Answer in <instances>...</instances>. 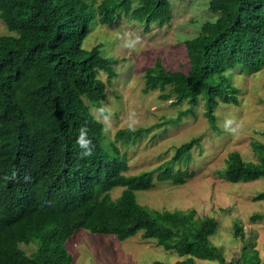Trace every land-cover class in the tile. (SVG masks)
Returning a JSON list of instances; mask_svg holds the SVG:
<instances>
[{"label":"trees","instance_id":"1","mask_svg":"<svg viewBox=\"0 0 264 264\" xmlns=\"http://www.w3.org/2000/svg\"><path fill=\"white\" fill-rule=\"evenodd\" d=\"M209 7L216 19L184 42L188 71L167 70L158 60L146 69L145 80L147 91L168 92L176 105L203 101L207 120L215 123L221 103L238 104L232 73L264 68V0H211ZM172 13L171 0H102L98 6L86 0H0V19L9 31L0 36V264H73L66 243L80 230L120 242L141 234L182 259L175 264H264L249 242L227 261L211 243L219 229L212 217L195 220L196 212L139 206L137 192L192 177L174 167L156 176L125 175L119 149L106 150L103 126L91 113L89 105L105 98L100 73L115 77L102 44L85 48L97 14L102 24L127 18L149 31L170 24ZM82 126L94 145L90 157H81L76 143ZM134 134L140 138L143 132ZM134 134L126 130L120 138ZM253 150L258 162L237 151L228 155L231 183L264 178V145L255 143ZM116 188L123 191L112 199ZM253 200L264 201V192ZM235 230L243 238L242 228ZM22 244L37 245L36 251L27 255Z\"/></svg>","mask_w":264,"mask_h":264},{"label":"rangeland","instance_id":"2","mask_svg":"<svg viewBox=\"0 0 264 264\" xmlns=\"http://www.w3.org/2000/svg\"><path fill=\"white\" fill-rule=\"evenodd\" d=\"M86 1L98 6L102 0ZM171 1L170 24L162 28L155 25L149 31L127 18L102 24L97 14V27L85 42V48L102 44L104 56L113 62L115 77L100 73L106 84L105 98L99 106L88 105L103 126L106 150L111 151L113 145L119 149L125 175L138 177L153 172L156 176L166 167H174L175 171L187 169V176L192 177L181 185L156 183L148 191L137 192L139 206L150 211H182L186 216L196 212L195 220L212 217L218 221L219 229L211 243L223 251L227 261L237 259L243 244L249 242L264 263V220H251L256 214L264 215V201L253 200L264 192V178L234 184L225 173L231 152H239L245 161L258 162L253 145H264V68L256 73L241 70L232 73L231 81L240 91L238 104L221 103L215 123L207 120L203 101L194 107L186 102L176 105L167 98L168 92L147 91L146 69L161 60L167 70L187 72L184 42L198 36L205 22L216 19L209 7L211 0ZM8 34L0 19V36ZM138 38L134 48L125 46ZM101 108L105 109L103 113L99 111ZM133 113L139 120L135 132L143 134L137 138L132 132L135 136L131 141L123 140L120 133L129 130L128 117ZM229 119L234 123L225 130ZM122 191L114 189L112 199H117ZM237 225L242 228L243 238L236 237ZM20 247L31 255L37 245ZM66 247L73 256V264H175L182 260L158 247L155 241L143 240L141 234L120 242L114 236L80 230ZM197 264L218 263L198 260Z\"/></svg>","mask_w":264,"mask_h":264},{"label":"clouds","instance_id":"3","mask_svg":"<svg viewBox=\"0 0 264 264\" xmlns=\"http://www.w3.org/2000/svg\"><path fill=\"white\" fill-rule=\"evenodd\" d=\"M124 35L128 36L130 35L129 33H125ZM139 42V38L137 41H129L126 42V47L132 49L135 47V44ZM101 113L105 111V109L101 108L99 110ZM107 119V117H105ZM128 128L129 131L135 132L138 125H139V120L136 118L135 114H130L128 117ZM234 121L229 119L225 122V130L231 129V126L233 125ZM233 131L235 129H232ZM79 135L77 137L76 143L79 146V148L82 150L80 152L81 157H90L93 154V147L94 145L92 144V141L88 138V128L85 126H82L79 130Z\"/></svg>","mask_w":264,"mask_h":264}]
</instances>
